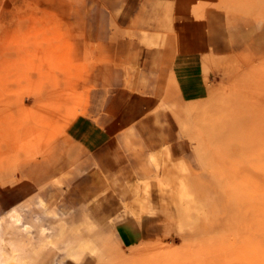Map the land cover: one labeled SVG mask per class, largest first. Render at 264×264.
I'll list each match as a JSON object with an SVG mask.
<instances>
[{"label":"rangeland","instance_id":"rangeland-1","mask_svg":"<svg viewBox=\"0 0 264 264\" xmlns=\"http://www.w3.org/2000/svg\"><path fill=\"white\" fill-rule=\"evenodd\" d=\"M107 1L0 0V194L31 193L0 209V264H46L44 251L48 264H264V0H189L198 14L224 7L259 55L212 60L202 95L179 105V150L134 177L131 200H106L114 215L97 214L100 200L71 210L38 181L118 75ZM148 218L138 242L108 241Z\"/></svg>","mask_w":264,"mask_h":264},{"label":"crops","instance_id":"crops-1","mask_svg":"<svg viewBox=\"0 0 264 264\" xmlns=\"http://www.w3.org/2000/svg\"><path fill=\"white\" fill-rule=\"evenodd\" d=\"M196 5L188 0L105 4L114 24L106 40L118 45L120 60L111 61L118 75L114 74L115 82L103 85L101 106L81 114L70 148L50 157L38 173V181L71 210L100 200L97 214L114 215L105 201L114 205L117 199H132L134 177L152 176L155 171L152 153L179 150V138L186 131L179 105L202 95L212 60L238 53L250 59L259 55L255 47L243 51L251 47L253 38L238 30V20L231 21L224 7L206 6L198 14ZM13 186L17 189L1 192L0 209L8 210L30 197L18 183ZM146 220L137 226L129 219L116 223L107 229L108 241L113 246L138 242L149 232L150 219ZM46 252L36 262L56 263L53 256L45 259Z\"/></svg>","mask_w":264,"mask_h":264},{"label":"bare ground","instance_id":"bare-ground-1","mask_svg":"<svg viewBox=\"0 0 264 264\" xmlns=\"http://www.w3.org/2000/svg\"><path fill=\"white\" fill-rule=\"evenodd\" d=\"M189 1V0H188ZM192 6V5H191ZM192 8V7H191ZM194 8V7H193ZM194 11V10H193ZM192 11V12H193ZM67 103H68V105L67 106H70V105H73V104H75L76 103V101H75V98H71L69 101H67ZM192 109V108H191ZM190 110V109H189ZM168 154V153H167ZM166 154V152H164V153H162V152H160V151H157V152H154V153H152V160H154V161H156V162H160V161H162V160H164L165 159V156L167 155ZM169 158V157H168ZM175 158V157H174ZM173 158V159H174ZM177 158V157H176ZM175 158V159H176ZM168 160H170V159H168ZM172 160V159H171ZM172 162V161H171ZM177 162H178V160H177ZM178 164H180V162H178ZM183 166V165H182ZM14 210V208L12 207L11 208V212ZM18 216V215H17ZM140 216V215H139ZM15 217H16V215H15ZM18 219V218H17ZM14 221V223L15 224H19V222L17 221V220H15V218L13 219ZM45 230V229H44ZM46 231V230H45ZM45 231H43V232H45ZM52 240H49L47 243H49V242H51ZM15 251H16V255L18 256V254H17V250L15 249ZM71 260V259H70Z\"/></svg>","mask_w":264,"mask_h":264}]
</instances>
